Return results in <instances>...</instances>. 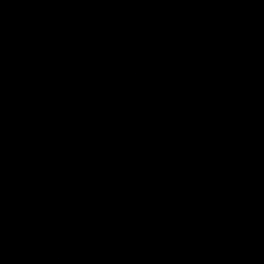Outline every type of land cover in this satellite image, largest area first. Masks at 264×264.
Wrapping results in <instances>:
<instances>
[{
	"label": "water",
	"instance_id": "obj_1",
	"mask_svg": "<svg viewBox=\"0 0 264 264\" xmlns=\"http://www.w3.org/2000/svg\"><path fill=\"white\" fill-rule=\"evenodd\" d=\"M0 264H264V0H0Z\"/></svg>",
	"mask_w": 264,
	"mask_h": 264
}]
</instances>
